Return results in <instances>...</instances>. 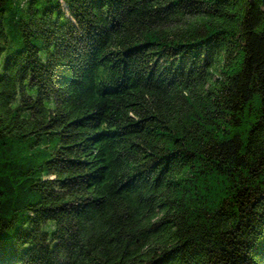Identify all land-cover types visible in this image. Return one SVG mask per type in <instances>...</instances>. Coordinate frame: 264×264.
Here are the masks:
<instances>
[{
    "label": "trees",
    "instance_id": "16d2710c",
    "mask_svg": "<svg viewBox=\"0 0 264 264\" xmlns=\"http://www.w3.org/2000/svg\"><path fill=\"white\" fill-rule=\"evenodd\" d=\"M262 0H0V264H264Z\"/></svg>",
    "mask_w": 264,
    "mask_h": 264
},
{
    "label": "water",
    "instance_id": "95a60500",
    "mask_svg": "<svg viewBox=\"0 0 264 264\" xmlns=\"http://www.w3.org/2000/svg\"><path fill=\"white\" fill-rule=\"evenodd\" d=\"M260 9L264 11V0H262V3H261V6H260Z\"/></svg>",
    "mask_w": 264,
    "mask_h": 264
}]
</instances>
